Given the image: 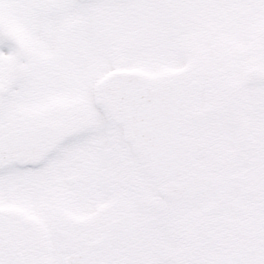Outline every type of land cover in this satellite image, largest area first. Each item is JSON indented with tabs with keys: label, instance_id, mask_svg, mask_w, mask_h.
I'll list each match as a JSON object with an SVG mask.
<instances>
[{
	"label": "snow or ice",
	"instance_id": "1",
	"mask_svg": "<svg viewBox=\"0 0 264 264\" xmlns=\"http://www.w3.org/2000/svg\"><path fill=\"white\" fill-rule=\"evenodd\" d=\"M239 9L264 13V0H0V264H264L260 199L244 235L214 255L91 246L116 235L119 205L157 201L164 246L193 211L190 194L171 187L188 182L190 168L174 177L162 153L178 119L194 137L183 149L189 164H215L217 148L203 137L217 132V118L179 105L208 111L211 97L192 84L222 63L225 17ZM229 80L252 104L264 154V52L254 67L234 63ZM240 135L233 116L223 147ZM223 184H211L209 201L224 196ZM232 195L243 199L239 185Z\"/></svg>",
	"mask_w": 264,
	"mask_h": 264
},
{
	"label": "flooded vegetation",
	"instance_id": "2",
	"mask_svg": "<svg viewBox=\"0 0 264 264\" xmlns=\"http://www.w3.org/2000/svg\"><path fill=\"white\" fill-rule=\"evenodd\" d=\"M252 18L251 11L236 10L225 17L229 30L221 41L223 61L213 73L205 70L197 77L192 87L208 94L212 99L207 112L191 105L180 104V110L193 112L197 118L212 115L217 118L218 130L211 137L204 136L216 146L218 156L212 166H201L196 161L185 165L174 177H178L185 168H190V177H199L206 184L204 190L187 192L191 196L193 211L181 215L176 222L175 239L162 245L159 237L157 217L160 205L155 208L143 206L136 208L119 205L112 213L114 237L94 239L91 246L97 249L108 248L112 254L126 256L129 252L142 248L147 252L163 248L172 258L188 259L197 256L214 255L218 249L233 240L240 239L247 227V219L256 209L258 199L264 202V165L259 176L255 165L264 159L258 154L250 123L255 119L251 102L238 89L230 86V72L234 63L255 66L257 53L264 52V27L246 25ZM15 68L16 66L13 65ZM264 103V101H261ZM236 116L241 128L238 140L223 147L224 136L230 127L231 118ZM179 135L193 142L192 133L179 121ZM223 181L224 196L209 201L208 190L213 182ZM176 180L174 184L182 183ZM239 185L243 199H234L232 185ZM184 195V194H183ZM183 195L177 196L182 197ZM204 207L202 215H196L195 209Z\"/></svg>",
	"mask_w": 264,
	"mask_h": 264
},
{
	"label": "water",
	"instance_id": "3",
	"mask_svg": "<svg viewBox=\"0 0 264 264\" xmlns=\"http://www.w3.org/2000/svg\"><path fill=\"white\" fill-rule=\"evenodd\" d=\"M179 103V102H178ZM179 122L178 119L173 123L167 139L171 142V149L164 151L162 153V161L170 165L172 168V175L174 176L176 172H179L183 166H185L188 161L185 159L183 154V149L189 145L188 141L184 138L178 136ZM194 179H189L188 182H184L179 186L172 187L175 194L184 193L189 191L190 186L194 183ZM198 188H200L198 186Z\"/></svg>",
	"mask_w": 264,
	"mask_h": 264
},
{
	"label": "rangeland",
	"instance_id": "4",
	"mask_svg": "<svg viewBox=\"0 0 264 264\" xmlns=\"http://www.w3.org/2000/svg\"><path fill=\"white\" fill-rule=\"evenodd\" d=\"M241 11H249V10H244V9H239ZM246 25H251L254 27H264V13H260V14H256L252 12V18L251 20L248 21V23ZM19 38L24 41V37L23 34L22 36H19ZM25 43H27L25 41ZM0 59H6V58H2L0 57Z\"/></svg>",
	"mask_w": 264,
	"mask_h": 264
}]
</instances>
